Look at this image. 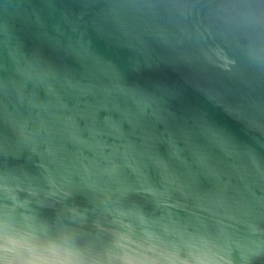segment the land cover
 Masks as SVG:
<instances>
[{"label": "water", "instance_id": "obj_1", "mask_svg": "<svg viewBox=\"0 0 264 264\" xmlns=\"http://www.w3.org/2000/svg\"><path fill=\"white\" fill-rule=\"evenodd\" d=\"M0 264H264V0H0Z\"/></svg>", "mask_w": 264, "mask_h": 264}]
</instances>
